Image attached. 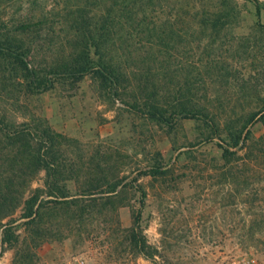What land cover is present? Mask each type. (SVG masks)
Segmentation results:
<instances>
[{
    "label": "trees",
    "instance_id": "trees-1",
    "mask_svg": "<svg viewBox=\"0 0 264 264\" xmlns=\"http://www.w3.org/2000/svg\"><path fill=\"white\" fill-rule=\"evenodd\" d=\"M213 1L62 0L36 17L0 16V257L13 248L12 264H36L45 242L62 239L87 221H121L120 208L130 204L133 192H140L144 205L148 192L138 183L141 176L160 180L174 172L158 152L133 184L116 165L70 155L73 139L36 113L33 101L54 89H78L88 76L102 96L120 99L161 127L173 129L180 118L203 122L205 141L220 140L214 167L229 178L264 164V133L257 137L251 129L256 120L264 125V98L259 110L222 124L197 100L196 83L203 78L194 75L195 67L185 66V80L175 81L180 69L175 51L184 28L177 27L180 20L164 21L161 15L179 3L181 14L194 12L201 32L216 38L234 28L241 9L237 0ZM247 1L261 15L264 0ZM46 38L48 43L40 42ZM130 59L140 64L139 75L127 70ZM131 72L141 90L132 103L121 89ZM42 171L44 185L33 187ZM141 219L142 210H134L133 224L123 229L128 247L161 264Z\"/></svg>",
    "mask_w": 264,
    "mask_h": 264
},
{
    "label": "rangeland",
    "instance_id": "rangeland-1",
    "mask_svg": "<svg viewBox=\"0 0 264 264\" xmlns=\"http://www.w3.org/2000/svg\"><path fill=\"white\" fill-rule=\"evenodd\" d=\"M56 1L62 0H0V16L36 17ZM202 1L215 5L213 0ZM237 1L241 15L236 25L216 38L201 32L200 17L194 12L181 14L179 3L161 15L164 21L180 20L177 27L184 28L175 51L180 64L175 81L185 80V66L195 67L194 75L203 78L196 83L197 100L222 124L259 110L264 98V9L258 16L253 2ZM129 63L127 70L139 75L140 64L132 59ZM135 76L131 72L121 88L130 103L141 96ZM33 108L46 115L55 130L73 139V158L92 156L116 165L117 173L128 176L127 182L137 184L134 179L158 152L165 163L174 165V172L160 180L141 176L138 183L148 192L144 205L140 192H133L130 204L120 208L121 221L110 217V221H87L62 239L45 242L37 251L36 264H61L77 254L87 256L92 264H155L130 249L125 239L123 229L133 224V211L139 209L144 233L159 250L156 259L161 264H226L243 255L264 263V164L229 178L214 167L220 140L205 141L203 122L180 118L173 129L161 127L120 99L102 96L90 76L78 89L42 94L34 99ZM251 129L257 137L264 133L259 120ZM187 150L193 151L192 156L183 152ZM44 179L42 171L33 187L43 186ZM14 255L15 249L8 248L0 264H12Z\"/></svg>",
    "mask_w": 264,
    "mask_h": 264
},
{
    "label": "built area",
    "instance_id": "built-area-1",
    "mask_svg": "<svg viewBox=\"0 0 264 264\" xmlns=\"http://www.w3.org/2000/svg\"><path fill=\"white\" fill-rule=\"evenodd\" d=\"M61 264H92V262L87 256L83 254H77V255H73L72 257L65 260ZM226 264H264V263L254 256L243 255L233 258L231 261H229Z\"/></svg>",
    "mask_w": 264,
    "mask_h": 264
}]
</instances>
